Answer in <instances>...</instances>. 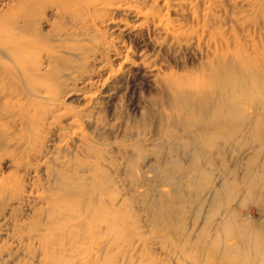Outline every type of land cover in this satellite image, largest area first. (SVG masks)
<instances>
[{"label": "rangeland", "instance_id": "rangeland-1", "mask_svg": "<svg viewBox=\"0 0 264 264\" xmlns=\"http://www.w3.org/2000/svg\"><path fill=\"white\" fill-rule=\"evenodd\" d=\"M87 1L0 0L32 77L0 102V264H42L22 231L49 225L63 177L113 189L134 264L166 261L167 223L261 219L264 78L245 61L264 59V0Z\"/></svg>", "mask_w": 264, "mask_h": 264}, {"label": "bare ground", "instance_id": "bare-ground-1", "mask_svg": "<svg viewBox=\"0 0 264 264\" xmlns=\"http://www.w3.org/2000/svg\"><path fill=\"white\" fill-rule=\"evenodd\" d=\"M76 1L84 3L87 0ZM88 1L93 3L97 0ZM23 19L26 21L28 17L24 16ZM5 32L0 27V46L7 57L4 59L0 53V102L4 96L15 91L12 82L20 69L26 77L32 78L30 69L25 67L26 48L31 44V38L24 36L28 41L23 42L18 39V34ZM252 61H245V65H249V70L256 78H264V59L260 58L256 65ZM228 64L231 65V62L222 60L219 67ZM221 73L230 77L226 71L221 70ZM2 105L0 103V113H3ZM218 119L217 125L225 124L221 118ZM257 177L264 181V173L254 175V179L249 182L248 197L257 189ZM57 187L60 193L53 191L48 199L51 209L49 225L44 227L36 223L22 231V235L29 236L31 244L41 249L42 264H134L137 234H134L129 222L121 224L113 189L105 191L98 181H86L81 177H63ZM8 190L10 188L0 178V195ZM231 199L229 197L228 203ZM244 200L239 204L244 203ZM256 205L262 212L258 221L240 218L237 212L227 211L219 221L192 226L191 230L181 225L165 224L162 233L154 238L167 249L168 257L162 264H263L264 192H259ZM192 231L196 232L194 236ZM148 261L141 264H158L155 258Z\"/></svg>", "mask_w": 264, "mask_h": 264}]
</instances>
